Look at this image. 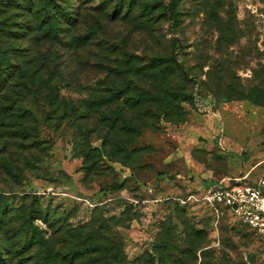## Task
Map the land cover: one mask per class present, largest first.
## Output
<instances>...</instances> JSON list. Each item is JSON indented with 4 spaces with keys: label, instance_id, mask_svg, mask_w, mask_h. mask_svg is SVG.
I'll return each instance as SVG.
<instances>
[{
    "label": "rangeland",
    "instance_id": "1",
    "mask_svg": "<svg viewBox=\"0 0 264 264\" xmlns=\"http://www.w3.org/2000/svg\"><path fill=\"white\" fill-rule=\"evenodd\" d=\"M56 1L0 2L2 264H264L171 198L264 178V0Z\"/></svg>",
    "mask_w": 264,
    "mask_h": 264
},
{
    "label": "built area",
    "instance_id": "2",
    "mask_svg": "<svg viewBox=\"0 0 264 264\" xmlns=\"http://www.w3.org/2000/svg\"><path fill=\"white\" fill-rule=\"evenodd\" d=\"M247 177L220 178L171 198L186 206L203 207L217 231L227 217L234 218L258 236L264 251V178L249 181Z\"/></svg>",
    "mask_w": 264,
    "mask_h": 264
},
{
    "label": "trees",
    "instance_id": "3",
    "mask_svg": "<svg viewBox=\"0 0 264 264\" xmlns=\"http://www.w3.org/2000/svg\"><path fill=\"white\" fill-rule=\"evenodd\" d=\"M0 2H1V5L5 6V7H11V5H15V0H1ZM28 2H29V5L30 6L31 5H33L34 7L36 6V0H28ZM37 2L40 5L39 6V8H40L39 12L45 13V16L42 18V20H46L47 21V18H50L51 17V14H52L51 8H54L56 13H59L60 12L64 16H67V17L70 16L69 13L67 12L68 9L65 8V6L59 5L56 0H37ZM18 5H20V4H18ZM22 5L23 4H21V6H19V7H21V8L24 9V7H26V6L25 5L22 6ZM46 21H43L40 24L42 26H44L46 24ZM10 67L11 66H10L9 63L7 64V66L5 68H3L2 66H0V89L3 88L5 85H7L9 83V81L11 80V78H8V77L9 76L12 77L14 75L13 72H10V70H11ZM11 71H13V70H11ZM34 217L36 218L35 215H32L31 219H33ZM225 222L226 221H224L223 224ZM11 254H13V252H11ZM16 254L17 253H14V255H16ZM22 259H24V258H22ZM2 262H3V260L1 258V253H0V264H2ZM52 263L55 264L54 261H52Z\"/></svg>",
    "mask_w": 264,
    "mask_h": 264
},
{
    "label": "crops",
    "instance_id": "4",
    "mask_svg": "<svg viewBox=\"0 0 264 264\" xmlns=\"http://www.w3.org/2000/svg\"><path fill=\"white\" fill-rule=\"evenodd\" d=\"M229 105H230V106H232V105H234V104H232V103H229ZM233 140H234V139H233ZM235 142H238V141H235ZM210 219H211V218H210ZM210 221H211V220H210ZM221 226H222V225H221ZM219 229H220V228H219Z\"/></svg>",
    "mask_w": 264,
    "mask_h": 264
}]
</instances>
